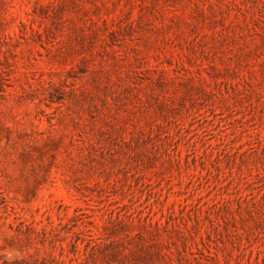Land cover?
<instances>
[{
  "label": "rangeland",
  "instance_id": "1",
  "mask_svg": "<svg viewBox=\"0 0 264 264\" xmlns=\"http://www.w3.org/2000/svg\"><path fill=\"white\" fill-rule=\"evenodd\" d=\"M117 84L126 116L150 109L141 122L165 130L148 171L119 174L127 195L112 208L198 220L195 252L264 264V0H0V264H56L61 238L26 232L106 217L70 144ZM166 96L172 113L157 115Z\"/></svg>",
  "mask_w": 264,
  "mask_h": 264
},
{
  "label": "trees",
  "instance_id": "2",
  "mask_svg": "<svg viewBox=\"0 0 264 264\" xmlns=\"http://www.w3.org/2000/svg\"><path fill=\"white\" fill-rule=\"evenodd\" d=\"M152 70L156 73L160 87H168L166 83L171 80L168 69L157 66ZM152 78L153 75L149 82H152ZM132 85L137 83L134 81ZM117 87L118 84L114 88L115 96L109 95L103 103L94 102L91 120L80 128V134L77 135L80 139L75 138L70 144L71 149L78 146L82 148V160L77 167L92 170L95 176L92 192L100 198L103 208L107 207L103 213L106 217L99 223L94 214L76 211L71 217L60 216L58 223L34 227L25 234L28 238L42 236V244L60 237L58 245L65 253L54 256L56 264L66 261L71 264H219L217 254L210 252L207 255L193 250L194 233L202 225L198 220L193 224L185 223L184 228H181L170 221L163 223L142 219L128 211L120 213L112 208L119 202L118 197L127 195L125 188L119 185V174L123 171L143 174L145 170L148 171V165L154 159L152 157L161 154V151H154L153 146L158 147L159 136L165 130L164 122L154 119L147 121V124L141 122V115L148 118L151 113L147 106V112L134 113L132 118L126 116L133 105L130 103V93L123 95L116 91ZM138 94L135 97L143 104L146 96ZM169 97L159 100L157 115L168 116L172 113ZM62 100L52 98L50 101L61 103ZM123 176L127 180L128 175ZM9 207L6 200H0L1 213L9 210Z\"/></svg>",
  "mask_w": 264,
  "mask_h": 264
}]
</instances>
